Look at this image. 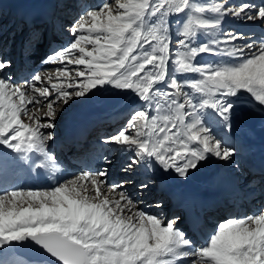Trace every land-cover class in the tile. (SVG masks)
<instances>
[{"label": "snow or ice", "instance_id": "snow-or-ice-1", "mask_svg": "<svg viewBox=\"0 0 264 264\" xmlns=\"http://www.w3.org/2000/svg\"><path fill=\"white\" fill-rule=\"evenodd\" d=\"M228 17L264 26V0H103L61 25L73 39L46 56L62 65L55 76L31 77L52 91L14 81V61L0 45V159L16 154L20 163L31 159L29 171L60 172L53 130L65 109L54 105L117 95L131 97L127 122L98 142L121 154L123 172L143 177L140 189L158 183L165 191L173 176L188 180L212 158L238 169L239 137L229 133L264 117V36L238 45L241 34L222 30ZM44 46V31L29 28L25 62ZM45 102L46 120L37 107ZM109 174L89 162L49 189L0 192V254L28 250L29 261L11 264H264V211L218 223L197 246L181 217L139 208L116 191L135 180L110 185ZM260 182L264 193V171Z\"/></svg>", "mask_w": 264, "mask_h": 264}, {"label": "bare ground", "instance_id": "bare-ground-1", "mask_svg": "<svg viewBox=\"0 0 264 264\" xmlns=\"http://www.w3.org/2000/svg\"><path fill=\"white\" fill-rule=\"evenodd\" d=\"M53 1L54 0H0V7H1L0 15H1V17H7L8 21H11L13 24H15V20L13 21V19L17 16L16 19L20 20V17H18L17 14H13L14 12H16V11L27 12V11L32 10L37 5H45V4L48 5ZM254 2L259 3V0H254ZM2 9L7 10L6 14H3ZM6 23H7V21L4 22V24L7 26L8 23L7 24ZM252 24H253V26L251 27L252 33L247 32L245 30V27H242L241 32H243L245 34L251 33V35H245L246 36L245 38L251 39L252 37H256V35H253V33L259 29V26H258L259 23H253L252 22ZM231 26H232V28H229L230 30H237L240 28V26H238L237 24H232ZM259 34H260L259 38H261L264 35V31L259 32ZM259 38H255V39L257 40ZM72 39L73 38L70 36L69 42H71ZM258 42H260V41H258ZM258 42L255 41L256 44H259ZM206 56H211V55H206ZM12 59L14 61V65H15L14 57H12ZM44 65H45V67H46V65H49V66L54 65L55 67L56 66L62 67V65H58L55 63H47V62H45ZM68 67L73 69L76 66L69 65ZM56 72H57V70L50 69L46 73H50V74H53L55 76ZM10 73H11V71L8 72L7 74L9 75ZM11 77H15V76L11 75ZM15 79H17V78H15ZM28 79L30 80V78H28ZM53 83H59V81L54 79ZM24 85H25V83H24ZM130 99H131L130 96L128 98H121V96L111 95V96H106V97H101V98H94L92 100H86V99H84L83 101L81 100L77 104L75 103L73 106H70L67 108V110L63 111L60 114V115H63L62 119H58L60 115L57 116V120L58 121L61 120V122L58 124L59 130L66 127V125H65L66 122H72L74 120H81L84 118L81 121L82 123L93 124L96 120L100 119V116H103L106 112H108V113L110 111L115 112V111H112L115 109H118L117 111H127V110H129V108H127L126 106L128 105ZM138 106L139 105H133V107H138ZM39 114L43 117V112H41ZM90 118H92V120H90ZM251 118H254L257 122H262V125L258 126L255 129H249V128L243 127V130L240 132L230 133L233 136L239 137V142L236 143V145H235L240 151L238 163L241 161L249 160L250 157L253 156L257 152L264 151V117H260L259 115H256V116H253ZM43 119L46 120L47 118L43 117ZM53 131L55 133V143H58L60 141V139L58 138V135L60 132L56 133V128ZM50 144H51V142H50ZM62 144L63 143L61 142V145ZM113 147H114L113 145H109L107 147V153L105 155H107L109 157V159L113 158V154L115 153V152L109 150V149H112ZM8 152L10 153L11 151H8ZM15 155L16 154H11V155L7 156V158H9V157L12 158ZM102 165L103 166L99 167V168H101V169L102 168H108L109 173H110V171L111 172L114 171L113 165L111 166V168L106 163H103ZM238 170H239V168H238ZM235 172H236L235 166H234V170H227V169H225V162L219 161L216 158H212L211 161L207 162L205 164V167L200 169L197 173L201 177V181H202L201 189H203L204 192H206L208 190L212 191L213 189H216V188H222L225 190L224 194L226 196L230 197L229 193L233 192L234 187L237 185V182L234 180L235 176H237L236 174H234ZM113 176L116 177L115 174L112 175L110 173L109 176L107 177L108 184H110V185L114 184L113 180L111 179ZM132 178L138 182L141 179L140 177H132ZM66 179H72L71 175H67ZM123 179L125 180L128 178H123ZM182 180H184V179H182V178L178 179L177 177L173 176L170 183L168 184L166 191H169V189L172 187L173 188L179 187L180 190L185 189L186 185L181 186ZM117 184H120V183H117ZM136 184H137V182L125 184L124 188L121 190L127 191L130 195L133 196L134 199H136L138 201L139 200H141V201L142 200H146V201L152 200L155 202L154 204H157L156 202H157L158 198H157L154 191L151 190L149 192L147 190H142L139 187H136ZM203 184H205V185H203ZM119 189L120 188H118L116 191L119 192ZM230 198L234 199V197H230ZM138 206H139V208H143L140 205H138ZM144 210H145V208H144ZM145 211H147L151 214H155V215L161 214V215H164L165 217H167V215H168V212L165 209H163V211H158L155 208V205L152 208H150V206H148V209ZM3 253L5 254L3 259H6V257L9 255V252L4 250ZM23 254H24V252H23ZM1 256H2V254H0V259H2ZM18 259L19 258L16 255L12 256V260H18ZM23 259H26V258H22L20 260H23Z\"/></svg>", "mask_w": 264, "mask_h": 264}, {"label": "rangeland", "instance_id": "rangeland-1", "mask_svg": "<svg viewBox=\"0 0 264 264\" xmlns=\"http://www.w3.org/2000/svg\"><path fill=\"white\" fill-rule=\"evenodd\" d=\"M110 2H111V0H110ZM0 9H1V7H0ZM3 10V14H6V11L7 10H4V9H2ZM5 11V12H4ZM11 12V11H10ZM6 17H4L3 18V20L5 19ZM232 21H231V20ZM226 20H228L229 22H231V24L229 25V26H231L232 24H237L238 26H240V28L239 29H237V30H232L231 31V33H234V34H241L242 36H245V35H251V27L253 26V24H252V22H249V21H238V20H234L233 18H226ZM4 22H6V21H4ZM249 22V23H248ZM9 24V23H8ZM259 26V29L256 31V32H254L253 33V35H256V37H252L251 39H249V38H246L247 39V41H248V43H252V42H255V41H260V38H259V36H260V34H259V32H262V31H264V26H261L260 24L258 25ZM175 27H176V25H173V29H175ZM242 27H245V30L247 31V32H251L250 34H245V33H243V32H241L242 30ZM229 28H232V26L231 27H229ZM228 28V29H229ZM246 37V36H245ZM245 37H243V38H245ZM255 38H259V39H255ZM173 39H174V41H175V39H176V37L175 36H173ZM243 40H239V41H237V44L239 45L240 44V42H242ZM70 43V42H69ZM242 44V43H241ZM210 58H212V56H204L203 57V59L205 60H208V59H210ZM70 69H72V68H70ZM12 78H14V77H12ZM16 78V77H15ZM48 87V86H47ZM50 89H51V87H50ZM50 91H52V89L50 90ZM52 98H54V97H50V99H52ZM85 99V98H84ZM83 98H76L74 101H70L69 102V104H67V105H60L59 104V102H57V104L56 105H54V106H56V107H62V108H64L65 110H67V108L68 107H70V106H73L75 103L77 104L78 102H80L81 100L83 101L84 100ZM39 108L41 109V111H40V113L41 112H44V111H46V102L44 103V104H42V105H39ZM59 118H63V115H60L59 116ZM57 123V122H56ZM114 152V151H113ZM113 154V153H112ZM225 169H227V170H234V165H232V166H229V165H227L226 163H225ZM115 177L113 176L111 179L113 180ZM132 178V177H131ZM133 179V178H132ZM113 183H114V181H113ZM114 184H117V183H114ZM119 191H121V189H119ZM157 203V202H156ZM139 205L140 206H143V205H141L140 203H139ZM144 208H145V210H147L148 208H146V207H144L143 206V208H141V209H143L144 210ZM161 215V214H160Z\"/></svg>", "mask_w": 264, "mask_h": 264}]
</instances>
